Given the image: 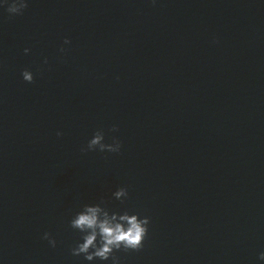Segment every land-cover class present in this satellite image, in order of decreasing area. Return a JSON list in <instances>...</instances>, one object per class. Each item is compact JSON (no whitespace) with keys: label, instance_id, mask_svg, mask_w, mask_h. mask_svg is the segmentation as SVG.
Here are the masks:
<instances>
[{"label":"water","instance_id":"water-1","mask_svg":"<svg viewBox=\"0 0 264 264\" xmlns=\"http://www.w3.org/2000/svg\"><path fill=\"white\" fill-rule=\"evenodd\" d=\"M27 2L0 7V264H111L71 254L101 200L150 219L120 264H264V0ZM97 130L121 151L83 153Z\"/></svg>","mask_w":264,"mask_h":264},{"label":"clouds","instance_id":"clouds-1","mask_svg":"<svg viewBox=\"0 0 264 264\" xmlns=\"http://www.w3.org/2000/svg\"><path fill=\"white\" fill-rule=\"evenodd\" d=\"M155 4V0H152ZM10 15H22L24 10L28 8L27 0H4V4L0 7H5ZM65 44L71 42L67 39ZM25 54L28 49H25ZM61 52L65 49L61 48ZM47 63V61H45ZM23 80L26 83H34L33 73L25 69L21 73ZM110 131H118L113 127ZM61 135V133H57ZM105 133L103 130H97L93 138L83 147V153L99 151L101 153H119L122 143L119 139L113 137L112 143H105ZM113 197L116 200L124 202L128 197L126 188H118ZM105 202L101 200L95 205L85 204L81 211L77 212L70 221V227L82 234V242L71 249V254L74 257L83 256L88 262L99 260L101 262L111 260V264H120L119 257L116 252H139L144 247V241L148 236L150 219L148 217L141 218L137 214H129L127 210L120 214L118 212H110L106 207L101 205ZM43 239L47 240L51 247L56 246V241L51 237L50 233H45ZM259 260L264 261V252L259 255Z\"/></svg>","mask_w":264,"mask_h":264}]
</instances>
